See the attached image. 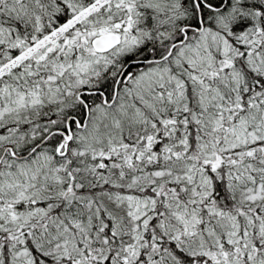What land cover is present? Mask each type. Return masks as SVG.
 <instances>
[{"label": "snow or ice", "instance_id": "6c2138e0", "mask_svg": "<svg viewBox=\"0 0 264 264\" xmlns=\"http://www.w3.org/2000/svg\"><path fill=\"white\" fill-rule=\"evenodd\" d=\"M0 264H264V0H0Z\"/></svg>", "mask_w": 264, "mask_h": 264}]
</instances>
